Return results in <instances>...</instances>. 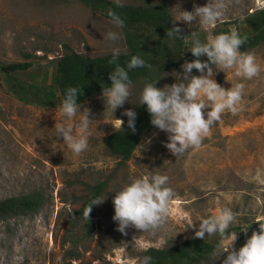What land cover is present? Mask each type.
<instances>
[{"label": "rangeland", "instance_id": "374dc122", "mask_svg": "<svg viewBox=\"0 0 264 264\" xmlns=\"http://www.w3.org/2000/svg\"><path fill=\"white\" fill-rule=\"evenodd\" d=\"M114 2V0H111ZM208 0H169L174 20L180 11H194ZM137 4L138 0H122ZM224 17L203 29L192 22L176 21L185 33L212 30L238 31L246 15L264 6V0H225ZM109 31L121 34L115 43L103 39ZM118 47L127 52L125 36L102 15L87 8L80 0H0V64L33 62L50 75L52 62L70 51L96 57L112 54ZM260 73L251 80L217 72L214 79L225 89L244 85L237 114L225 112L198 148H190L176 157L164 146L167 133L155 129L141 143L125 167L118 166L105 148L104 139L121 128L116 119L126 109L134 110L141 86H131L129 102L115 113L105 107L101 96L82 106L91 110L95 120L88 138V149L74 155L57 138L55 124L65 117L55 108L28 105L9 89L8 79L0 73V200L39 191L47 203L40 213L0 222V264H140L149 248H166L192 239L202 219L228 208L236 214L225 239L219 234V247L207 264H223L224 247L237 250L264 219V46L252 51ZM175 72V73H174ZM162 77V88L177 83V73ZM192 75H200L193 70ZM77 113L73 123L78 124ZM151 140V143L147 141ZM153 174L166 175L167 186L174 192L167 222L154 235L134 228L127 235L117 231L113 221L115 192L132 179ZM98 183L106 188L90 219L77 215ZM91 222L92 231L87 224ZM195 224V228L191 225ZM243 235V240H240ZM219 258V259H218ZM218 259V260H217Z\"/></svg>", "mask_w": 264, "mask_h": 264}, {"label": "clouds", "instance_id": "9594fccd", "mask_svg": "<svg viewBox=\"0 0 264 264\" xmlns=\"http://www.w3.org/2000/svg\"><path fill=\"white\" fill-rule=\"evenodd\" d=\"M114 3L119 8L124 7L122 0H114ZM226 8L225 0H208L204 6L194 5V11H180L173 23L181 21L192 26V22L197 21V24L206 30L224 17ZM108 16L114 27L122 29L125 26V20L113 9H109ZM181 31L180 27H173L167 30V36L177 39ZM191 36L192 46L189 51L195 59L191 62L185 61L181 65L183 72L175 75L178 82L165 85L163 89L157 87L158 81L155 84L146 83L136 104L146 105L151 124L167 133V142L164 146L176 157L190 148H198L226 111L233 115L239 111L244 85L237 83L225 89L214 79L217 72L227 73L235 69L237 77L248 80L257 77L260 73L255 55L240 51L246 42V37L241 38L237 31L232 30L230 33L208 37L207 42H202L196 31L192 32ZM103 39L115 43L121 39V34L109 31ZM119 56L120 49L114 47L112 59L109 61L110 64L115 65L114 70L109 74L111 84L102 86L101 94L106 110L111 109L114 113L118 108L123 107L125 102H129L132 85L129 70L152 67L139 55H134L127 63L126 70L117 62ZM204 56L207 57L206 61L201 60ZM194 69L200 75H192ZM82 94L83 90L76 87L66 89L65 98L58 109L66 119L62 124H55L57 138H62L63 144L76 156L88 149L90 126L95 121L90 119L89 108L85 107L81 111L82 105L78 103V98ZM78 112L82 114L78 124H74L73 118ZM122 115L128 118V128L135 132L137 113L132 109H126ZM116 121L119 127L123 128L124 121L122 119ZM147 142L151 143V140ZM168 179L162 174L146 175L132 179L121 190L115 192L112 200L114 205L112 219L118 225L116 230L127 235V229L134 228L142 233L154 235L162 228L169 218L170 205L174 198L173 190L167 186ZM104 201L105 199L102 198L94 199L84 211V217L89 220L93 206L100 205ZM235 218L236 214L231 209L225 208L216 215L202 219L192 238L204 239L206 235L219 234L223 240ZM255 223L258 224V229L252 232L239 250L234 246L237 236H233L231 244L223 248L219 254L220 258L227 253L223 264H264V219L258 218ZM191 228H195V224H192ZM151 261L152 257L144 256L140 264H151Z\"/></svg>", "mask_w": 264, "mask_h": 264}, {"label": "trees", "instance_id": "16d2710c", "mask_svg": "<svg viewBox=\"0 0 264 264\" xmlns=\"http://www.w3.org/2000/svg\"><path fill=\"white\" fill-rule=\"evenodd\" d=\"M80 1L91 11L109 21V9L116 11L125 20L122 31L127 52L121 53L117 62L127 70V63L130 62L131 57L139 55L152 66L151 69L142 67L129 70L131 86H141L142 91L146 83L155 84L158 81L157 87L162 88L164 75L181 69L185 61L191 62L195 59L189 51L192 46V33L181 31L177 39L167 36V30L177 27L176 22L173 23L174 17L169 9V0H138L137 4H123V8L117 7L111 0ZM237 32L241 38L246 37L241 52H252L264 46V9L246 15ZM222 33H230V31L215 28L210 32L212 37ZM197 35L202 42H207L209 37L207 33L200 32ZM111 59L112 54L90 57L70 51L52 62L51 75L35 67L33 62L0 64V73L8 79L11 93L25 104L55 108L61 105L66 89L76 87L83 90L78 103L84 106L101 96L102 86L111 84L109 74L115 68L114 64L109 63ZM201 60L206 61L207 57H201ZM133 111L137 113L135 132L128 128L127 118L123 125L124 129L119 128L104 139L106 150L118 160L120 167L127 166L144 139L156 129L151 124L146 105L136 106ZM105 188V183L92 186L83 207L76 211V214L83 215L91 202L102 196ZM46 203L45 194L39 191L0 200V222L36 215L42 211ZM87 226L88 231H92V223L89 222ZM257 229L255 227L253 230ZM230 234L231 231L227 230L225 236ZM240 240H243V235H240ZM219 244V238L213 240L192 238L162 249L149 248L142 253V258L152 257L151 264H207L218 250Z\"/></svg>", "mask_w": 264, "mask_h": 264}, {"label": "built area", "instance_id": "2783aa9c", "mask_svg": "<svg viewBox=\"0 0 264 264\" xmlns=\"http://www.w3.org/2000/svg\"><path fill=\"white\" fill-rule=\"evenodd\" d=\"M260 9H264V6H263V7H261Z\"/></svg>", "mask_w": 264, "mask_h": 264}]
</instances>
